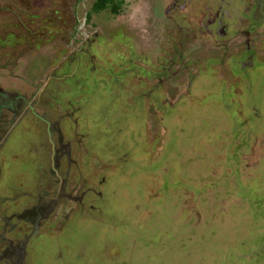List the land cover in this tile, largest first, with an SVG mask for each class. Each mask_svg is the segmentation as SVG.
<instances>
[{"label": "rangeland", "instance_id": "1", "mask_svg": "<svg viewBox=\"0 0 264 264\" xmlns=\"http://www.w3.org/2000/svg\"><path fill=\"white\" fill-rule=\"evenodd\" d=\"M95 1L0 0V94L29 97L66 61L55 71L64 84L54 89L57 108H78L84 134L68 188L86 189L84 205L69 203L76 208L68 222L55 216L57 230L44 223L41 256L29 264H264V86L244 96L264 70L248 68L252 79L235 90L243 96L220 94L235 82L246 37L210 46L200 0H179L162 19L158 0H123L117 14L93 13ZM263 39L250 45L264 65ZM22 150L3 161V174L15 189L41 192L39 153Z\"/></svg>", "mask_w": 264, "mask_h": 264}, {"label": "flooded vegetation", "instance_id": "2", "mask_svg": "<svg viewBox=\"0 0 264 264\" xmlns=\"http://www.w3.org/2000/svg\"><path fill=\"white\" fill-rule=\"evenodd\" d=\"M178 1L167 0L166 2H160L158 0L154 15L156 17L159 15V19H162L163 16L173 14L180 7ZM200 1L204 3L201 6L203 10L196 11V13L200 17L199 20L204 19L206 24L199 30L205 29L203 37H206L207 34L208 38H206L210 46L214 44L213 38L215 37H219L221 40L224 36L230 35V41L246 37L244 56H242L243 53H240L239 56L238 54L236 55L237 57L232 61L234 71L230 74V78L228 77L229 80L235 79V82L229 88L223 87V92L220 93L221 95L226 94L230 99L238 94L241 97L243 96L242 93H236L235 90L246 85L247 78L248 81L252 79L249 73H247L248 68H253V70L259 71V73L264 70V65L259 63L258 60L259 52L255 49L259 45L256 43V47L254 45L253 48L250 45L251 42L254 44V41L264 32V0H253V2L250 0ZM204 33L206 34L204 35ZM243 42L241 41V44L236 46V48L244 47ZM260 44L262 53H264V39L260 41ZM83 50V46H80L77 52H83ZM62 59L65 60V55ZM75 60L77 61V59ZM65 63L66 61L57 63L56 67L53 64L52 68L54 70L50 75L40 76L39 81L44 86L37 85L36 83L33 84L29 97L28 95H24V93L7 94L1 91L0 94V103H2L0 105V118L2 115L5 117L10 115V117L5 119L6 122L0 126L2 133L0 136V264H29V258L41 256L39 249H41L40 243L42 241L37 240H40V237L44 233L42 231L44 223L52 225L47 230H57L61 223L54 221L55 216L56 220L59 219V221L66 218L62 220V223L68 222L69 219L67 218L69 217L65 216L67 209L71 207L76 208L75 205L71 206L69 203L73 202L77 203L78 206H82L84 205V199H86V189L81 190L79 196L68 192L71 176L70 165L76 163L73 156L75 153L73 144H76L78 152H82L80 150H84L82 145L84 134L79 131V120L77 124L74 121L78 108L72 105L70 113L63 111L61 107V109L57 108L56 91L58 92L64 84H62L63 76L56 72L58 67L61 68ZM67 63L72 67H79L78 63L74 65L71 61ZM184 63L185 61L183 60ZM242 75L245 78V83H243L242 79L238 82L239 78H234L238 76L242 78ZM262 78H264V75L262 77L260 74L259 78L252 79V82L255 81L253 85L255 84L256 87H252L249 92L244 91V96L251 97L260 91L262 89L260 87L264 86L260 82ZM222 83L227 86L225 78L222 80ZM49 85L51 88H48ZM6 99H11V102L5 103ZM42 101H45V104ZM235 105L239 106L236 102ZM234 109L237 110L236 108ZM78 117L76 116V119ZM234 117L237 118L238 116L234 115ZM24 119L27 120L24 121ZM28 119L30 122H28ZM245 122L244 120V124ZM24 124L28 126L25 127ZM36 125L42 128L46 141L41 137V131L36 129ZM9 126L10 128L7 129ZM66 128H71V131L69 132ZM126 128L130 134L135 132L130 131L131 127ZM24 129L28 131L27 134H25ZM32 134L35 137H32ZM12 144H15V147ZM30 144L32 148L38 151L39 154L37 155L40 156V160L43 163L44 170H41L43 175L38 176L36 180L39 187H43L41 192L37 191V185L35 191L29 184H24L22 187L19 185V188L15 189V184H10L11 179L8 181L3 174V161L11 153L18 155L19 149L23 153L24 150L22 149L30 148ZM63 159L67 160L66 171H61ZM44 175L48 176V178ZM39 189L41 190V188ZM91 190L95 192L93 188ZM11 194L12 196L8 197ZM12 200L14 202H8ZM8 204L12 208H8ZM86 204H88V201ZM91 208L94 209V205H91Z\"/></svg>", "mask_w": 264, "mask_h": 264}, {"label": "trees", "instance_id": "3", "mask_svg": "<svg viewBox=\"0 0 264 264\" xmlns=\"http://www.w3.org/2000/svg\"><path fill=\"white\" fill-rule=\"evenodd\" d=\"M122 5H123V0H96L94 5H93V13L94 12H99V11H103L107 8H109V6H111V11L114 13V14H117L119 9L122 8ZM92 13V14H93ZM89 13V16L91 17V15Z\"/></svg>", "mask_w": 264, "mask_h": 264}]
</instances>
